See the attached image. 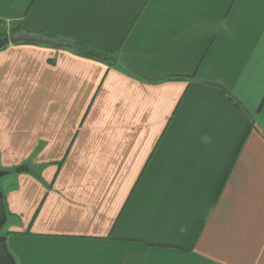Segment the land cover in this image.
Here are the masks:
<instances>
[{"label":"crops","instance_id":"0c3cea01","mask_svg":"<svg viewBox=\"0 0 264 264\" xmlns=\"http://www.w3.org/2000/svg\"><path fill=\"white\" fill-rule=\"evenodd\" d=\"M15 29L115 60L0 48L16 264H264V0H0Z\"/></svg>","mask_w":264,"mask_h":264},{"label":"water","instance_id":"95a60500","mask_svg":"<svg viewBox=\"0 0 264 264\" xmlns=\"http://www.w3.org/2000/svg\"><path fill=\"white\" fill-rule=\"evenodd\" d=\"M17 42H32L37 44L52 45L55 47H65L72 49L77 53L95 54L93 50L85 48L79 44H76L71 40H67L64 38H57L37 31H27V30L13 31L8 33L6 36L0 37V48L4 47L9 43H17ZM98 56L101 59L109 62L110 64L115 63V60L111 56L105 54H98ZM7 173L8 171L2 170L0 168V178L6 175ZM0 198H2L1 190H0ZM4 222H5V218L0 219V231L2 224ZM0 264H16L14 257L7 248L6 236L2 233H0Z\"/></svg>","mask_w":264,"mask_h":264},{"label":"trees","instance_id":"16d2710c","mask_svg":"<svg viewBox=\"0 0 264 264\" xmlns=\"http://www.w3.org/2000/svg\"><path fill=\"white\" fill-rule=\"evenodd\" d=\"M16 30V29H15ZM14 30V31H15ZM17 31V30H16ZM17 43H32V42H17ZM49 46H52V45H49ZM55 47V46H54ZM83 47H85V48H88V49H91V50H93L94 52H95V54H82V53H77V54H81V55H85V56H89V57H92V58H96V59H98V60H100V61H103V62H106V63H108L107 61H105V60H103V59H101L99 56H98V54H105V55H108V56H111L112 57V54H110V52H108V51H105V50H101V49H97V48H94V47H89V46H85V45H83ZM19 169H21V168H19Z\"/></svg>","mask_w":264,"mask_h":264},{"label":"rangeland","instance_id":"374dc122","mask_svg":"<svg viewBox=\"0 0 264 264\" xmlns=\"http://www.w3.org/2000/svg\"><path fill=\"white\" fill-rule=\"evenodd\" d=\"M6 229V226H4L2 229H1V232L0 233H3Z\"/></svg>","mask_w":264,"mask_h":264}]
</instances>
